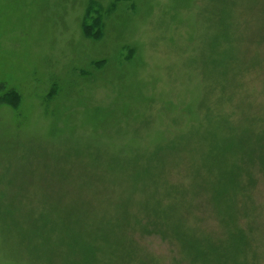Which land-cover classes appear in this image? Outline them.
Wrapping results in <instances>:
<instances>
[{
    "label": "rangeland",
    "instance_id": "374dc122",
    "mask_svg": "<svg viewBox=\"0 0 264 264\" xmlns=\"http://www.w3.org/2000/svg\"><path fill=\"white\" fill-rule=\"evenodd\" d=\"M0 264H264V0H0Z\"/></svg>",
    "mask_w": 264,
    "mask_h": 264
},
{
    "label": "trees",
    "instance_id": "16d2710c",
    "mask_svg": "<svg viewBox=\"0 0 264 264\" xmlns=\"http://www.w3.org/2000/svg\"><path fill=\"white\" fill-rule=\"evenodd\" d=\"M238 157H239V159L236 160L235 163L240 164V165H242V166L245 167V164H246V160H245V158L242 156V158H243L244 160H241L242 158H240V154L238 155Z\"/></svg>",
    "mask_w": 264,
    "mask_h": 264
}]
</instances>
